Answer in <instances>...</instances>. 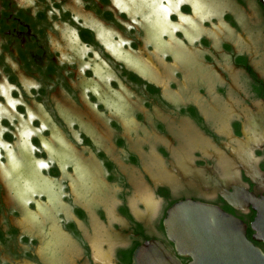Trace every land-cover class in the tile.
Here are the masks:
<instances>
[{"label":"flooded vegetation","instance_id":"1","mask_svg":"<svg viewBox=\"0 0 264 264\" xmlns=\"http://www.w3.org/2000/svg\"><path fill=\"white\" fill-rule=\"evenodd\" d=\"M263 198L264 0H0V264L177 255L163 220L188 199L264 252Z\"/></svg>","mask_w":264,"mask_h":264},{"label":"water","instance_id":"2","mask_svg":"<svg viewBox=\"0 0 264 264\" xmlns=\"http://www.w3.org/2000/svg\"><path fill=\"white\" fill-rule=\"evenodd\" d=\"M252 224L253 238L264 243V198ZM167 239L188 264H264V252L246 237L245 226L216 206L182 200L163 220ZM160 240H150L133 252L131 264H182Z\"/></svg>","mask_w":264,"mask_h":264},{"label":"rangeland","instance_id":"3","mask_svg":"<svg viewBox=\"0 0 264 264\" xmlns=\"http://www.w3.org/2000/svg\"><path fill=\"white\" fill-rule=\"evenodd\" d=\"M190 23H191V24H195L193 21L190 22ZM116 98H117V101H118L117 103H118V104H120L121 106L126 105L125 97L117 96ZM59 155H60V156H65V155H67L66 150H63L62 152H60ZM89 168H90L89 170L92 171L91 167H89ZM6 169H7V170H9V169H10V170L13 169V173H14V175L10 176V180H9V181H10V185H11L13 188H15V189H14V192H15L16 200H18V206L21 207V208H23V202H22V200H23V198H24V194H25V192H24V190H23L22 187H25V185H24L25 182H23L22 179H21V176H20L19 174H17V173H20V172H18V171H20V170H19V169H20V166H19L18 164H16L14 161H12V162L9 163V165H8V167H6ZM23 172H24V174H25L27 177L34 178V179H37V178H38L37 174H36L35 172H33V171L29 168V165H27V166L25 167V169L23 170ZM8 173H10V171H8ZM89 173H90V171H89ZM90 174H91V173H90ZM89 179H90V183H92L93 180H94V178H93L92 175H89ZM42 185H44V184H42ZM26 215H28V213H26Z\"/></svg>","mask_w":264,"mask_h":264}]
</instances>
